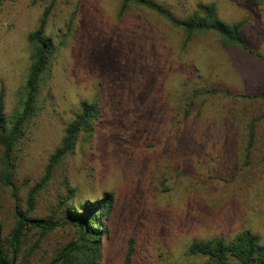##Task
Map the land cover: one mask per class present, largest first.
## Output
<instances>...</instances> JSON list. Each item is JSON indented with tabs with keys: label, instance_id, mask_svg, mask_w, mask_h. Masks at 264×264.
Wrapping results in <instances>:
<instances>
[{
	"label": "rangeland",
	"instance_id": "374dc122",
	"mask_svg": "<svg viewBox=\"0 0 264 264\" xmlns=\"http://www.w3.org/2000/svg\"><path fill=\"white\" fill-rule=\"evenodd\" d=\"M157 1L179 18L198 2L215 3L222 20L245 21L253 52L213 30L185 45L183 30L155 12L131 5L119 15L122 0L0 5V95L9 123L24 108L29 34L47 7L46 34L57 46L15 148L17 195L0 181L4 238L82 102L99 100L93 134L81 131L37 191L31 216L62 218L68 207L113 192L101 264H124L131 240L132 264H205L207 256L189 253L193 241L230 242L245 229L264 243V0ZM70 187L75 195L62 205ZM77 236L74 225L44 237L28 230L17 264H47Z\"/></svg>",
	"mask_w": 264,
	"mask_h": 264
},
{
	"label": "trees",
	"instance_id": "16d2710c",
	"mask_svg": "<svg viewBox=\"0 0 264 264\" xmlns=\"http://www.w3.org/2000/svg\"><path fill=\"white\" fill-rule=\"evenodd\" d=\"M4 1L6 0H0V5ZM131 5L144 8L149 13L155 12L160 17L163 16L167 19L172 26L182 29L185 34V45L193 39L197 32L213 30L228 43L237 44L253 52L246 44L242 34L245 21L228 23L222 20L219 17L217 6L213 2H198L195 9L186 18H179L170 8L157 0H122L119 15H124ZM49 13L50 7H47L38 28L29 34L34 51L31 55L32 62L25 85L24 108L10 123L4 112L3 96L0 95V146L2 148L0 181L5 186H12L15 189V195L18 193L14 182L15 148L21 139L26 123L34 112L33 108L42 74L50 62V57L57 49L53 37L46 34ZM216 91L213 90V92ZM260 95L264 97V90ZM100 113L99 100H84L82 102L81 110L67 124L61 144L50 157L44 178L28 192L26 209L16 208L14 213L16 224L5 238L4 226L0 222V264H17L25 249L24 237L28 230L35 229L40 236L44 237L56 228L65 225L78 227V236L62 247L57 256L47 264H101L103 239L109 235L107 221L114 210L115 196L113 192L107 191L94 200L87 199L79 207H68L62 218L30 215L37 191L52 177L53 170L74 151L81 131L88 129L90 134H93V124ZM75 192L76 188L70 187L67 196L61 200L62 205H66L74 197ZM188 251L192 255L207 256L208 260L205 264H232L235 262L236 264H264V243L260 242L259 237L249 229L238 233L230 242H226L222 238L193 241ZM132 254L133 240L130 242L124 264H132Z\"/></svg>",
	"mask_w": 264,
	"mask_h": 264
}]
</instances>
